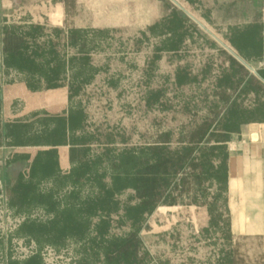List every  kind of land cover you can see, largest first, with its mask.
Here are the masks:
<instances>
[{"label": "rangeland", "instance_id": "1", "mask_svg": "<svg viewBox=\"0 0 264 264\" xmlns=\"http://www.w3.org/2000/svg\"><path fill=\"white\" fill-rule=\"evenodd\" d=\"M149 4L150 13L155 6L158 16L152 29L143 27L147 8L140 7L143 11L133 14L126 25L76 29L77 38L61 43L56 31L66 33L73 24L59 16L55 2L39 0L33 6L0 12V33L5 28L22 33L40 27L37 37L29 39V49L38 54L34 71L8 63L0 50V131L3 125H17L20 133L18 140L0 135V167L8 170L10 180L35 184L34 192L15 204L0 192V264H108L104 258L108 240L137 227L125 216L126 207L138 202L128 188L115 194L116 210L92 219L94 223L109 216L104 238L96 235L92 223L80 238H62L54 230L68 223L64 217L86 198L98 193L97 182L71 183L72 163L69 151L63 150L71 147L72 138L92 157L107 148L115 156L124 148L146 147L168 130L170 145L175 146L181 123L226 111V101L219 97L222 90L232 105L258 107V120L241 123L239 129L263 122L264 90L240 86L234 92L240 75L221 53L223 47L216 38L221 41L258 20L264 0H156ZM173 8L188 18L177 30L164 27ZM175 32L182 39L172 47ZM249 59L253 68L245 66L249 74L259 76L264 60L255 55ZM52 68H58L57 72L51 74ZM225 76L230 85L221 82ZM76 110L84 113V119L71 133L62 120ZM37 148L57 157L58 169H39L34 176L19 177L24 152ZM104 157L96 169L108 182L114 170L108 156ZM194 185L189 184L188 192L175 203L163 201L144 212L131 264H224L233 249L226 228L225 191L211 211L206 204L189 202L191 196L201 195ZM207 187L209 193L216 192L214 185ZM51 200L55 202L52 210ZM27 222L46 229L29 235L21 230Z\"/></svg>", "mask_w": 264, "mask_h": 264}, {"label": "trees", "instance_id": "2", "mask_svg": "<svg viewBox=\"0 0 264 264\" xmlns=\"http://www.w3.org/2000/svg\"><path fill=\"white\" fill-rule=\"evenodd\" d=\"M0 12H5V10L0 8ZM170 13L164 23V27L168 29L177 30L188 19L174 8ZM39 32L40 27L38 26L30 27L22 33L12 28L3 29L0 33V50L11 61L8 63L21 70L34 71L37 68L34 60L38 54L29 49V39L37 37ZM56 32L60 43L64 39L77 38L75 29L68 28L66 33L61 30ZM173 37L175 40L170 42L172 47H176L182 39V34L175 32ZM220 44L223 47L220 50L221 53L240 75L238 83L233 88L234 92H237L240 86L256 91L264 90V71H259V76L249 74L245 65L228 50L230 49L250 66H252L249 59L251 55L264 60V25L252 23L242 31L232 32L223 38ZM57 69L52 68L51 74L56 73ZM221 82L224 86L231 83L228 76H225ZM73 92L76 91L73 90ZM222 92L224 94L221 93L219 97L226 101V111L223 113L210 112L200 120L193 118L189 124L181 123L175 146L170 145L172 143L171 131L168 130L158 134L156 141L146 147L137 150L124 148L115 156H110L107 153L110 149L107 148L104 154L92 157L88 155L87 148L79 145L76 139L72 138L69 148V158L72 163L69 175L71 183L76 186L85 181L97 182L98 193L86 198L83 204L76 207L74 213L67 214L64 219L68 223L58 228L54 227V230L59 231L58 235L62 238L67 235L80 238L92 223L96 235L104 238L109 232V216L100 217L94 223L92 222L93 217L116 210L118 202L114 197L115 194L130 188L134 191L138 202L126 207L125 216L131 221L132 227L134 225L137 227L129 230L124 236L109 239L104 249V258L108 264L119 262L131 264L136 256L137 233L142 225L144 212H150L163 201L170 204L175 203L178 197L188 192L189 184H195L194 187L201 192L198 197L191 196L189 202L198 205L206 204L212 211V206L222 197L221 192L225 191L229 155L227 142L233 134L239 133L241 123L258 120L256 116L258 107L249 110L232 105L225 91L222 90ZM83 119L84 113L76 110L70 112L62 122L64 127L74 133V130L82 125ZM218 124L219 129L216 128ZM1 134L13 140H18L20 137L17 125H3ZM104 155L108 156L107 163L114 170L109 174L108 182L103 180L105 174L98 173L96 169L97 165L105 161ZM8 175V170L0 167V192L5 198L9 197L10 203L15 204L20 200H26L34 192L35 184L31 181L25 182L17 178L10 180ZM209 185L215 186V193L207 191ZM54 206L55 202L51 200L49 209L52 210ZM42 228L46 229L45 226L27 222L21 230L34 235ZM50 228L52 229L53 226Z\"/></svg>", "mask_w": 264, "mask_h": 264}, {"label": "crops", "instance_id": "3", "mask_svg": "<svg viewBox=\"0 0 264 264\" xmlns=\"http://www.w3.org/2000/svg\"><path fill=\"white\" fill-rule=\"evenodd\" d=\"M51 1L55 2L59 16L67 17L68 22L73 24L71 29L75 30L92 26L103 29L126 25L131 22L133 14H138L145 8V18L141 20L144 28L152 29L158 19L155 6H152L151 13L148 9L149 2L156 0H141V3L140 0ZM38 2L39 0H0V8L10 12L13 6H33ZM183 12L187 13L185 10ZM253 23L264 25V5L260 18ZM68 151L69 148L63 150L65 153ZM228 151L224 208L226 228L233 249L225 261L233 264H264V121L252 122L240 129L238 134L231 137ZM41 152L38 148L24 152L23 164L17 174L19 177L34 176L33 173H38L39 169H58L57 157ZM66 157L67 155L65 160Z\"/></svg>", "mask_w": 264, "mask_h": 264}, {"label": "water", "instance_id": "4", "mask_svg": "<svg viewBox=\"0 0 264 264\" xmlns=\"http://www.w3.org/2000/svg\"><path fill=\"white\" fill-rule=\"evenodd\" d=\"M242 64H244L248 69L253 70L249 65H247L241 58H239L234 52L228 49Z\"/></svg>", "mask_w": 264, "mask_h": 264}, {"label": "built area", "instance_id": "5", "mask_svg": "<svg viewBox=\"0 0 264 264\" xmlns=\"http://www.w3.org/2000/svg\"><path fill=\"white\" fill-rule=\"evenodd\" d=\"M216 40L221 43V41H219V39L216 38ZM229 149H232V147L229 146Z\"/></svg>", "mask_w": 264, "mask_h": 264}]
</instances>
